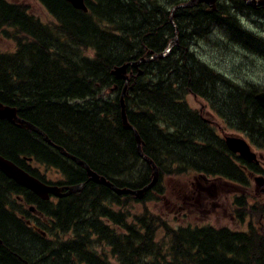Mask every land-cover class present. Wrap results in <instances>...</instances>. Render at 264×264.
Instances as JSON below:
<instances>
[{
	"label": "trees",
	"instance_id": "trees-1",
	"mask_svg": "<svg viewBox=\"0 0 264 264\" xmlns=\"http://www.w3.org/2000/svg\"><path fill=\"white\" fill-rule=\"evenodd\" d=\"M37 1L53 21L22 2L0 0V32L16 43L13 50L0 49V101L16 106L52 143L0 119V154L25 170L30 167L23 156L32 157L34 165L58 168L84 186L59 202L26 197L39 213L38 229L19 210L16 195L29 190L0 170V264H264V203L249 208L243 193L235 197L236 216L260 219L249 221L247 230L175 227L152 209L139 213L132 207L159 200L165 176L194 173L251 183L245 160L190 103L191 96L205 100L229 128L264 151V108L255 98L264 88L234 81L198 54L202 39L219 29L254 54L264 53L263 36L243 25L241 15L250 14L244 1L219 0L214 12L205 4L179 7L173 14L189 0H86L87 12L67 0ZM170 44L166 56L129 66L124 100L134 128H128L121 102L126 80L113 71L163 53ZM136 133L160 171L142 199L87 176L79 180L83 166L56 148L120 188L140 189L152 182L153 168L139 154ZM248 170L264 174L254 162Z\"/></svg>",
	"mask_w": 264,
	"mask_h": 264
},
{
	"label": "rangeland",
	"instance_id": "rangeland-1",
	"mask_svg": "<svg viewBox=\"0 0 264 264\" xmlns=\"http://www.w3.org/2000/svg\"><path fill=\"white\" fill-rule=\"evenodd\" d=\"M13 1L22 2L29 7L31 12L41 17L45 22L52 19L45 7L37 0ZM248 13L251 12L249 11ZM241 16L244 27H248L254 32L258 31L261 33L264 31L262 25L260 26L261 29L259 28L256 31L257 24H251V20L246 18V16ZM251 19L253 21L258 20L254 14H251ZM210 37L212 39H202L203 42L201 41L199 44L198 54L204 61L242 85L256 84L259 89L264 88V53L258 52L254 54L244 48L240 41L231 39L228 37L227 33H222L220 29L214 31L213 35ZM245 43H247V41ZM14 47H16L15 41L5 37L4 33L0 32V49L10 51L13 50ZM190 103L195 108L199 109L206 119L213 121V125L222 134L247 138L244 133L229 128L223 119L207 105L205 100L191 96ZM252 149L259 155L261 154L264 156L262 149L254 145ZM262 160L264 161V159ZM43 168L45 169V167ZM46 174L48 179L60 180L62 178V174L57 168L49 169ZM263 177L264 174L249 175L251 183L247 186H243L231 183L225 179H215L214 177H211V180H207L194 173H190V175L183 174L176 177L165 176L164 191L162 195L159 196V200L135 202L132 207L134 211H138L139 213L146 209H152L154 212L163 215L168 223L175 227L183 225H213L227 226L232 230H247L249 228V221L256 224L260 219L251 215L243 221L238 218L234 212L235 197L242 193L245 194L246 197H248L249 208L252 203H264V185L256 180V178ZM197 179L203 183L208 181L214 184L216 189L215 195L205 197L204 199L202 196H198L199 202L192 198L188 200L189 203H187V207L185 206L186 209L181 210L180 206L184 205L183 198L185 194L195 189L194 187H196V184L194 185V183L197 182ZM192 196L194 197L196 194L193 193ZM191 201L195 204L191 205ZM208 202L209 204L207 205ZM185 210L186 214H184ZM162 234H160L159 237H161ZM202 238V240H204V238L206 239L205 236H202Z\"/></svg>",
	"mask_w": 264,
	"mask_h": 264
},
{
	"label": "water",
	"instance_id": "water-1",
	"mask_svg": "<svg viewBox=\"0 0 264 264\" xmlns=\"http://www.w3.org/2000/svg\"><path fill=\"white\" fill-rule=\"evenodd\" d=\"M67 1L70 2L77 9H81V10H84L86 12L89 10L85 0H67ZM247 1H249V0H247ZM197 3L207 4L210 7V9H209L210 12L214 11L217 7V0H190L189 2L181 4L180 6H176L175 8H173L172 11L174 12V10H176L179 7H193ZM249 3H251V4H256V3L264 4V0H259V1L250 0ZM173 42H174V44H177L178 38L177 37L174 38ZM171 47L172 46H169L168 50L163 52V53L155 54L150 58L143 57L138 61L126 63V64L119 66V67H116L114 69L113 73L118 78H123L126 80V85H125V88L123 91L121 102H122L123 121L128 128H131V129L134 128L133 125L130 124V122L128 120V115L126 112V106H125V100H124L125 94L127 93V90H128L129 81H130V76L128 74L129 66L137 68V67H139V65L142 62L150 61L156 57H163L170 51ZM255 98L258 101V103L264 108V92H260V93L256 94ZM0 119L9 120V121L16 123V124H19L23 127H27V128H30V129L36 131V132H40V133L45 135V139L49 143H52L51 139L39 127L35 126L31 122H29L26 119L21 118L19 116L18 108L16 106L7 105V104H4L0 101ZM136 137H137V146H138L139 154L146 161H148L149 164H151L153 166V180L150 184H148L144 188H140V189H132V188H127V187L120 188V187L116 186L114 183H112L111 181H109L106 177L101 176L98 172L93 170L85 161H83L78 156H75L72 154H69V156L74 161H76L79 165H82L86 168L87 173L89 175V180L95 181V182L100 183V184H104L106 186H109L118 194H134L138 198L142 199L144 197L145 193L149 189L154 187L156 185V183L158 182V180L160 178V171H159L158 166L155 164V162L143 152L142 140H141L140 135L137 134ZM226 141H227L229 148L234 153H239L242 157H244L248 161L258 160L257 153L252 150L250 144L244 138L234 136V135H228L226 137ZM58 148H60L64 153H66V150L63 147L58 146ZM0 169L2 171H4L10 178L15 180L19 184L24 185L27 188L31 189L32 191H34L35 193H37L38 195H40L44 199H49L51 195L67 196L70 193L77 192L83 186L81 184L75 185V186H69L67 192H62V190L64 189L63 187H61L59 185H51V184H47V183L43 182L41 179L30 174L27 170H25L24 168L20 167L15 162H13L12 160L7 159L2 155H0Z\"/></svg>",
	"mask_w": 264,
	"mask_h": 264
},
{
	"label": "flooded vegetation",
	"instance_id": "flooded-vegetation-1",
	"mask_svg": "<svg viewBox=\"0 0 264 264\" xmlns=\"http://www.w3.org/2000/svg\"><path fill=\"white\" fill-rule=\"evenodd\" d=\"M245 5H247V7L250 9V14H243V16H246V18H248L249 20H251L252 22H250L251 24H257L256 25V31L257 29H261V25H262V28L264 29V4H259V3H256V4H251L249 3V1L247 0H243ZM259 1V0H257ZM251 14H254L256 17H257V21H253L251 19ZM259 24V25H258ZM246 29L248 30H251L253 33H255L257 36H263L264 38V31H262L261 33L260 32H254L252 29H249L248 27H245ZM27 128V127H26ZM30 129V128H28ZM32 130V129H31ZM34 131V130H33ZM1 155V154H0ZM3 156V155H2ZM64 156H67V155H64ZM5 157V156H4ZM68 157V156H67ZM6 158V157H5ZM9 159V158H7ZM23 159L26 160V162L28 163V166L30 167L29 170L34 171L36 173L39 174V176L31 173L29 170H27L29 173H31L32 175L40 178L41 180H43V182L47 183V184H51V185H59L61 187H63L64 189L62 190V192H67L68 191V187L71 186V185H83L84 182L80 181L78 183H71L69 180H67L66 177H64L63 173H62V178L60 180H54V179H47L45 178L42 174H45L49 169L45 168V169H42L41 166H36L34 164L33 161L34 159L32 157H26V156H23ZM263 161V160H262ZM14 162V161H13ZM247 164H243V167L247 170V165L250 164V162H246ZM258 164H260L259 162H256ZM18 165V164H17ZM20 166V165H19ZM21 167V166H20ZM1 170V169H0ZM84 173L82 174V176L79 178V180H82L84 179V177H88V173H87V170L84 169ZM4 172V171H2ZM5 173V172H4ZM6 174V173H5ZM41 174V175H40ZM252 174V172H251ZM7 175V174H6ZM8 176V175H7ZM9 177V176H8ZM10 178V177H9ZM88 179V178H87ZM78 180V181H79ZM263 179H259L258 181L264 185V182H262ZM206 183H203V182H200L199 180L194 183V185L196 184V187H194L195 189L192 190L190 193H186L185 194V197H184V205L180 206L181 210L183 209H186V205L187 203H189L188 200L194 198L197 202L198 201V196H202V198L204 199L205 197H209V196H214L215 193H216V189H215V185L212 184L211 182H208V181H205ZM214 185V186H213ZM83 187V186H82ZM76 192H73V193H70L69 195L67 196H70L72 194H74ZM196 194V196H192V194ZM198 194V195H197ZM67 196H56V195H51L49 199L47 200H50V201H54V202H59V199L63 198V197H67ZM16 197L18 198V200L21 202L22 204V209H19L21 210V212L25 213L27 216H31L30 219H26V221L30 224H32L34 227H37L36 226V218L39 216V213L37 211V208L35 207V205L33 204H28L27 202V198H31V197H34L35 200L38 199L39 200V197L41 199H43L40 195H38L37 193L33 192L32 190H29V192L26 194V195H16ZM27 197V198H26ZM191 205L195 204L194 202H190ZM209 204V202L207 203V205ZM184 206V207H183ZM186 206V207H185ZM30 210V213H28V209ZM184 214H186V210L184 211ZM23 217L25 215H22ZM38 228V227H37ZM39 229V228H38Z\"/></svg>",
	"mask_w": 264,
	"mask_h": 264
},
{
	"label": "bare ground",
	"instance_id": "bare-ground-1",
	"mask_svg": "<svg viewBox=\"0 0 264 264\" xmlns=\"http://www.w3.org/2000/svg\"><path fill=\"white\" fill-rule=\"evenodd\" d=\"M138 133H136V135H137ZM139 135V134H138ZM142 140V139H141ZM143 149V148H142Z\"/></svg>",
	"mask_w": 264,
	"mask_h": 264
}]
</instances>
